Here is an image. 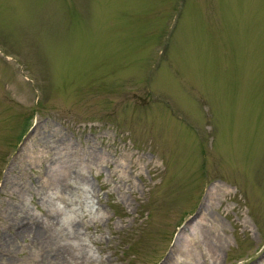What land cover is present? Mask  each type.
<instances>
[{
    "label": "rangeland",
    "instance_id": "1",
    "mask_svg": "<svg viewBox=\"0 0 264 264\" xmlns=\"http://www.w3.org/2000/svg\"><path fill=\"white\" fill-rule=\"evenodd\" d=\"M0 264H264V0H0Z\"/></svg>",
    "mask_w": 264,
    "mask_h": 264
}]
</instances>
